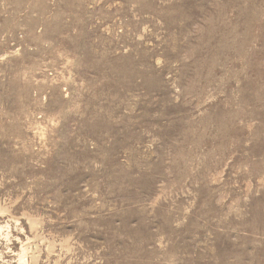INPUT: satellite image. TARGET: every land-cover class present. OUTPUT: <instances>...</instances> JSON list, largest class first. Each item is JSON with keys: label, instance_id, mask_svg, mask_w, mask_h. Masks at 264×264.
Here are the masks:
<instances>
[{"label": "rangeland", "instance_id": "374dc122", "mask_svg": "<svg viewBox=\"0 0 264 264\" xmlns=\"http://www.w3.org/2000/svg\"><path fill=\"white\" fill-rule=\"evenodd\" d=\"M0 264H264V0H0Z\"/></svg>", "mask_w": 264, "mask_h": 264}]
</instances>
